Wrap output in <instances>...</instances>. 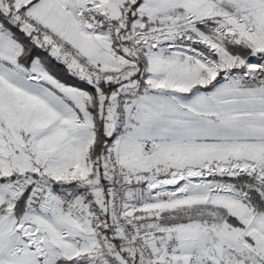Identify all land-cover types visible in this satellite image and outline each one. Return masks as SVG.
I'll list each match as a JSON object with an SVG mask.
<instances>
[{
  "label": "snow or ice",
  "instance_id": "snow-or-ice-1",
  "mask_svg": "<svg viewBox=\"0 0 264 264\" xmlns=\"http://www.w3.org/2000/svg\"><path fill=\"white\" fill-rule=\"evenodd\" d=\"M0 264H264V0H0Z\"/></svg>",
  "mask_w": 264,
  "mask_h": 264
}]
</instances>
